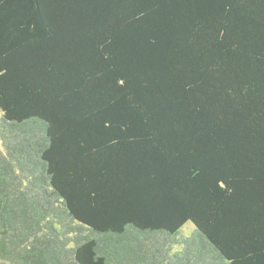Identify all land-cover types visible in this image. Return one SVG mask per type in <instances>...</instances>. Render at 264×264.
<instances>
[{"label":"trees","instance_id":"1","mask_svg":"<svg viewBox=\"0 0 264 264\" xmlns=\"http://www.w3.org/2000/svg\"><path fill=\"white\" fill-rule=\"evenodd\" d=\"M0 264H264V0H0Z\"/></svg>","mask_w":264,"mask_h":264},{"label":"rangeland","instance_id":"2","mask_svg":"<svg viewBox=\"0 0 264 264\" xmlns=\"http://www.w3.org/2000/svg\"><path fill=\"white\" fill-rule=\"evenodd\" d=\"M191 232V225L188 223L186 224L182 229H181V233L185 236H189Z\"/></svg>","mask_w":264,"mask_h":264}]
</instances>
